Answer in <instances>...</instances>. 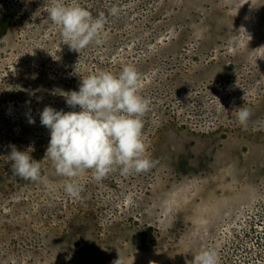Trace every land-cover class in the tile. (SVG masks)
<instances>
[{
  "label": "rangeland",
  "instance_id": "rangeland-1",
  "mask_svg": "<svg viewBox=\"0 0 264 264\" xmlns=\"http://www.w3.org/2000/svg\"><path fill=\"white\" fill-rule=\"evenodd\" d=\"M50 2L0 0L12 18L0 38V264H192L205 250L237 264L233 252L253 242L245 224L264 228V0H65L105 18L102 43L80 53ZM125 66L148 102L154 166L101 181L88 170L71 198L45 158L39 113L72 111L65 95L81 77ZM12 146L39 161V182L12 174Z\"/></svg>",
  "mask_w": 264,
  "mask_h": 264
},
{
  "label": "clouds",
  "instance_id": "clouds-1",
  "mask_svg": "<svg viewBox=\"0 0 264 264\" xmlns=\"http://www.w3.org/2000/svg\"><path fill=\"white\" fill-rule=\"evenodd\" d=\"M47 11L71 50L80 53L92 43H102V14L94 18L86 8L65 0H51ZM138 82L139 74L132 66L123 67L118 74H89L81 77L78 91L65 95L72 111L45 106L39 113L42 126L50 131L45 158L58 176L66 178L65 192L71 198H78L82 190L74 179L88 170L93 180L101 181L116 168L128 175L147 172L154 166L145 155L142 118L148 102L138 95ZM236 110L239 124L247 130L251 110L242 106ZM28 122L35 123L31 115ZM256 130H264V125ZM8 157L14 176L31 182L41 180V165L27 151L12 146ZM114 264H123L120 255ZM192 264H218L217 253L205 250L195 254Z\"/></svg>",
  "mask_w": 264,
  "mask_h": 264
},
{
  "label": "trees",
  "instance_id": "trees-1",
  "mask_svg": "<svg viewBox=\"0 0 264 264\" xmlns=\"http://www.w3.org/2000/svg\"><path fill=\"white\" fill-rule=\"evenodd\" d=\"M13 13V12H11ZM13 16V15H12ZM12 22L11 17L0 18V38L8 23ZM1 41V40H0ZM263 209V210H262ZM261 209V219L264 218V208ZM260 221V219H259ZM256 222L254 219L248 221L243 227L246 231L244 235H247L250 231L253 234V242L248 247L244 245L243 248L237 249L233 252L234 257L236 256L238 260L237 264H264V228H255ZM248 229V230H247ZM251 263V264H252Z\"/></svg>",
  "mask_w": 264,
  "mask_h": 264
}]
</instances>
